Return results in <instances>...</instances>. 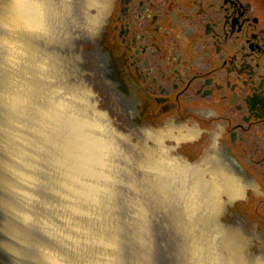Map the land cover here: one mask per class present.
<instances>
[{
  "label": "water",
  "instance_id": "water-1",
  "mask_svg": "<svg viewBox=\"0 0 264 264\" xmlns=\"http://www.w3.org/2000/svg\"><path fill=\"white\" fill-rule=\"evenodd\" d=\"M84 5L0 0V264H264L223 224L238 176L176 152L195 127L116 125L72 70L61 28ZM86 5L94 32L104 0Z\"/></svg>",
  "mask_w": 264,
  "mask_h": 264
},
{
  "label": "flooded vegetation",
  "instance_id": "flooded-vegetation-1",
  "mask_svg": "<svg viewBox=\"0 0 264 264\" xmlns=\"http://www.w3.org/2000/svg\"><path fill=\"white\" fill-rule=\"evenodd\" d=\"M90 1L61 28L72 70L80 59L116 125L195 127L176 152L238 176L244 196L222 223L241 220L264 252V0H104L94 32Z\"/></svg>",
  "mask_w": 264,
  "mask_h": 264
},
{
  "label": "rangeland",
  "instance_id": "rangeland-1",
  "mask_svg": "<svg viewBox=\"0 0 264 264\" xmlns=\"http://www.w3.org/2000/svg\"><path fill=\"white\" fill-rule=\"evenodd\" d=\"M184 148H185V147H184ZM188 157H190V156H188ZM194 157L198 158L199 156H198V157H197V156H194ZM190 158H191V157H190ZM191 159H195V158L192 157ZM242 205H243V204H242L241 202L238 201V202H236L235 208H239V207H241ZM244 210H246V209H244Z\"/></svg>",
  "mask_w": 264,
  "mask_h": 264
}]
</instances>
